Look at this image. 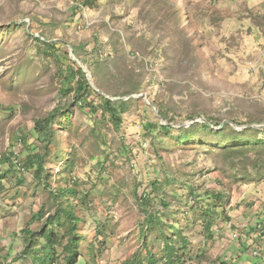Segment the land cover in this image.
Returning <instances> with one entry per match:
<instances>
[{
  "label": "rangeland",
  "instance_id": "obj_1",
  "mask_svg": "<svg viewBox=\"0 0 264 264\" xmlns=\"http://www.w3.org/2000/svg\"><path fill=\"white\" fill-rule=\"evenodd\" d=\"M77 61L99 91L86 102L61 90ZM100 97L126 101L119 129ZM54 108L38 182L23 161ZM5 173L0 264H48L44 240L22 230L51 216L50 264L71 237L76 264H262L264 0H0Z\"/></svg>",
  "mask_w": 264,
  "mask_h": 264
},
{
  "label": "trees",
  "instance_id": "obj_2",
  "mask_svg": "<svg viewBox=\"0 0 264 264\" xmlns=\"http://www.w3.org/2000/svg\"><path fill=\"white\" fill-rule=\"evenodd\" d=\"M86 2H89L90 0H85ZM36 43H37V52L40 53L41 55H46L51 58H55L57 60L56 53L54 52L55 50V43H49L48 41L41 40V37L35 38ZM62 76V75H61ZM67 84L70 85V87H66L65 85H62L61 90L64 93L70 94L73 92V101L78 102L80 100H83L84 102L87 101L88 96L93 92L92 87L90 86L89 82L87 81L85 74L80 68L73 69L70 68L64 79ZM75 80L74 85L72 86V82ZM137 92L136 88L129 89L125 92V95H132ZM100 102L102 106V110L105 114L109 116V118L112 120V123L114 124L116 129H119V127L122 124V117L121 114H123L126 109H127V103L126 101L123 100H118V101H112L108 98L105 97H100ZM90 106V104H88ZM95 111V109H94ZM62 112V109L59 108H54L51 110L47 115L36 119L34 121V127L33 130L36 133V141L38 145V149L32 150L29 154L26 155L24 161H23V169L27 171H32L33 172V177L35 181L40 182L43 178V173L45 169V157L46 154L48 153V146L51 143V141L54 138V130H53V122L57 115ZM159 114L163 117L165 120L166 117L164 113L159 110ZM203 127L208 128L207 125H203ZM168 128V127H164ZM230 129L232 130L228 125H224L223 129ZM234 134H236L235 131H233ZM40 149V150H39ZM11 151V149H10ZM7 174H2L0 175V187H1V181L5 179ZM68 194H72L71 190H66ZM65 215H67L68 221L71 223L72 226V232L75 229L76 224L79 222V219L74 215L72 211H64ZM145 222L147 226L151 225L153 223V216L145 212ZM54 216L49 217L47 220V225L51 226L53 224ZM47 226V227H48ZM45 229L43 231L39 232H29L22 230L23 233L27 232V236H40L44 242H45V249L48 250L46 257L43 260V263L46 262L48 264L54 263L56 260V255H55V246L59 244V241L57 239V236L51 231V229ZM161 231V228L159 229ZM29 242L27 240L26 244ZM74 239L71 237L67 241V243L63 246V251L67 252L68 255L64 257V263L63 264H76V249L73 246ZM166 248H171L169 243L165 244Z\"/></svg>",
  "mask_w": 264,
  "mask_h": 264
},
{
  "label": "water",
  "instance_id": "obj_3",
  "mask_svg": "<svg viewBox=\"0 0 264 264\" xmlns=\"http://www.w3.org/2000/svg\"><path fill=\"white\" fill-rule=\"evenodd\" d=\"M71 52H72V51H71ZM70 54H71V57L73 58V60H76V59L73 57V54H72V53H70ZM77 62H78V64L80 65V67H81L83 73L85 74V77H86L87 81L89 82L90 86L92 87V89H95L97 92H99V91L95 88L94 84L91 82V76H90V74L88 73L87 68H86L85 66H83V64H82L81 62H79V61H77ZM138 97H143V95H139ZM145 98L147 99V96H146V95H145ZM148 104H149V103H148ZM154 109H155V108H154ZM155 111H156L157 115L159 116L158 111H157L156 109H155ZM200 121H202V122H206L205 119H200ZM191 124H192V123H191Z\"/></svg>",
  "mask_w": 264,
  "mask_h": 264
},
{
  "label": "built area",
  "instance_id": "obj_4",
  "mask_svg": "<svg viewBox=\"0 0 264 264\" xmlns=\"http://www.w3.org/2000/svg\"><path fill=\"white\" fill-rule=\"evenodd\" d=\"M191 200H192V199H190V202H191ZM233 237H237V235L234 234ZM254 255H255V256H258V253H255V252H254Z\"/></svg>",
  "mask_w": 264,
  "mask_h": 264
},
{
  "label": "crops",
  "instance_id": "obj_5",
  "mask_svg": "<svg viewBox=\"0 0 264 264\" xmlns=\"http://www.w3.org/2000/svg\"><path fill=\"white\" fill-rule=\"evenodd\" d=\"M246 246V244L244 245V247ZM256 264V263H255ZM261 264V263H260ZM262 264H264V262L262 261Z\"/></svg>",
  "mask_w": 264,
  "mask_h": 264
}]
</instances>
